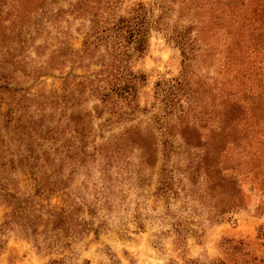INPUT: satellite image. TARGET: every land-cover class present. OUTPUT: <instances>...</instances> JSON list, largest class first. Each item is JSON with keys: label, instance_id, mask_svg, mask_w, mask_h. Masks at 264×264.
<instances>
[{"label": "rangeland", "instance_id": "374dc122", "mask_svg": "<svg viewBox=\"0 0 264 264\" xmlns=\"http://www.w3.org/2000/svg\"><path fill=\"white\" fill-rule=\"evenodd\" d=\"M0 264H264V0H0Z\"/></svg>", "mask_w": 264, "mask_h": 264}, {"label": "trees", "instance_id": "16d2710c", "mask_svg": "<svg viewBox=\"0 0 264 264\" xmlns=\"http://www.w3.org/2000/svg\"><path fill=\"white\" fill-rule=\"evenodd\" d=\"M121 21H124L125 24H129L127 23L128 19L121 20ZM121 21L118 23L119 27H123V25H121ZM128 34L134 38L133 41L137 42L138 45H141L143 41V36H142L143 34L139 28H136L134 26L131 27V29L128 31ZM177 39H178L177 42H179L182 47L181 53L183 55V73H182V78L173 79V83L169 84L163 93V99H165V104H166L165 106L168 109V111L165 112L166 115H169V113L173 111V107L175 105V102L177 101L176 96L178 95V93L180 94L186 93L187 97H191L192 93L198 90V88L200 87L199 85H197L195 89L190 88L189 90L186 87L188 86L187 77L190 78V75H188L189 74L188 68H190V66L192 67V61L194 60L193 50L195 48L189 45L186 42V40H184L182 37L177 38ZM201 54L202 56L206 55V53H201ZM196 82H203V81L200 77H197ZM113 84H114L112 85L113 89L114 91H116L119 97H122L123 99H127L129 97L130 95L129 90L123 87L122 85H120L119 81H114ZM180 113H184V112L181 111ZM214 155L213 153H204L200 157V163L203 165V167H207V180H208L207 182L219 187L218 194L220 192L226 193V196L222 200V203L223 205H226L228 209H230L231 207H235L239 205L238 203L240 202V200L236 198L234 195V192H235L234 186L237 183V181H235L236 176H235V173H233V171H237V170H234L233 167L235 166H231V165H224V166L217 167L215 164V162L217 161L216 159L217 157H214ZM213 174H217L218 176H214ZM30 214H31V217H34V218L23 222V224L27 225L28 227H31V225L35 223V219H36L35 217H37V215H35L33 212H30ZM50 214L53 220H57V222H61L63 225L65 223L70 222L68 221L69 215L66 213L65 209H61L58 212L50 213Z\"/></svg>", "mask_w": 264, "mask_h": 264}]
</instances>
